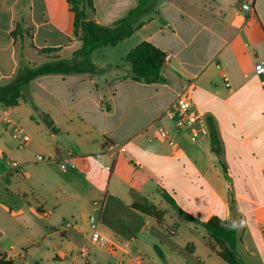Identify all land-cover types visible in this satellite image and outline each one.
I'll return each mask as SVG.
<instances>
[{
    "label": "crops",
    "instance_id": "1",
    "mask_svg": "<svg viewBox=\"0 0 264 264\" xmlns=\"http://www.w3.org/2000/svg\"><path fill=\"white\" fill-rule=\"evenodd\" d=\"M241 2L163 0L129 38L93 52L98 67L112 66L103 75L33 80L31 100L56 132L29 103H0V260L193 264L175 245L190 248L197 264H227L202 226L218 218L235 223L242 263L264 264V74L254 73L264 60V0H250L251 12ZM136 4L95 0L87 14L97 24H113ZM20 19L33 29L22 55L30 65L46 61L41 49H59L50 56L67 59L80 45L67 0H0V86L17 69L11 31ZM143 41L169 56L159 83L124 79V58ZM182 94L192 99L199 120L189 128H176L170 118ZM202 127L206 133L192 141ZM160 128L173 145L156 136ZM211 132L220 155L211 149ZM120 144L126 152L113 158L108 148ZM95 202L102 203L100 246L90 244ZM84 246L86 261L79 254Z\"/></svg>",
    "mask_w": 264,
    "mask_h": 264
},
{
    "label": "trees",
    "instance_id": "2",
    "mask_svg": "<svg viewBox=\"0 0 264 264\" xmlns=\"http://www.w3.org/2000/svg\"><path fill=\"white\" fill-rule=\"evenodd\" d=\"M95 0H67L70 13L73 15V35L79 39V48L73 52L70 58L62 59L59 56L51 57V53H57L59 49H41V55L46 61L40 65H30L23 55V45L26 38H29L31 27H25L23 19L15 23L11 31L14 45L18 50V65L15 74L10 81L0 86V103L4 106L15 107L20 101L29 103L37 112L38 118L52 132L57 129L48 114L37 110L34 106L29 86L33 80L45 75H103L112 66L105 68L98 67L91 59L94 51L115 47L125 39L129 38L135 29L141 24L144 17L149 16L159 0H137L135 7L127 14L113 23L112 27H103L89 19L87 12L94 11ZM128 68L125 70L124 79H130L145 84H156L162 81L161 70L165 63V54L149 42L143 41L131 49L124 58ZM115 68H120L116 66ZM211 149L220 155V144L216 135L211 132ZM164 200L177 210L184 217L193 220L192 217L180 210L175 202L163 193ZM209 239L219 247L218 255L227 264H243L236 252L237 236L236 226L233 221L211 218L202 224ZM173 248L188 262L197 264L190 248ZM160 259L161 251L155 247ZM0 264H12L0 260Z\"/></svg>",
    "mask_w": 264,
    "mask_h": 264
},
{
    "label": "built area",
    "instance_id": "3",
    "mask_svg": "<svg viewBox=\"0 0 264 264\" xmlns=\"http://www.w3.org/2000/svg\"><path fill=\"white\" fill-rule=\"evenodd\" d=\"M241 9L246 12H251L252 11V5L250 0H242L241 2ZM169 59V56H165V60ZM254 73L256 76H261L264 74V60L258 61L254 65ZM261 86H264V81L260 82ZM193 101L190 97L182 94L178 96L175 100V111L170 115L171 121L174 124L176 128H189L194 125H196L199 120L197 119L196 113L193 111ZM206 129L204 127L194 130L191 133L190 139L192 141H195L196 139L199 138L201 134H205ZM158 138L163 139V140H168L170 145H173V141L169 138L168 133L163 129L160 128L157 131ZM24 142L28 141L29 138L28 136L24 135L23 136ZM109 153L113 158H115L118 154H124L126 152V144H120V145H110L109 148ZM37 160L43 161L45 160L42 156H38ZM12 169L20 171L21 166L15 161H8ZM58 164L61 168H63V165L61 161H58ZM107 170H111V166L106 167ZM96 213H93L89 216V227H90V244L95 245V246H100L103 242V238L99 232L98 229V212H100L102 208V203L101 202H95L93 204ZM261 232L264 235V221L261 226ZM79 254L81 257L86 261L89 256V247L84 246L79 250Z\"/></svg>",
    "mask_w": 264,
    "mask_h": 264
},
{
    "label": "rangeland",
    "instance_id": "4",
    "mask_svg": "<svg viewBox=\"0 0 264 264\" xmlns=\"http://www.w3.org/2000/svg\"><path fill=\"white\" fill-rule=\"evenodd\" d=\"M163 0H159L158 1V3H157V5L155 6V8H154V10H153V12L149 15V16H147V17H154L155 16V14H156V12H158L159 11V5H160V3L162 2ZM228 1H232V0H228ZM97 5H98V3H97ZM101 5V4H100ZM101 7H102V5H101ZM103 8V7H102ZM102 12L104 11V9H102L101 10ZM123 11V10H122ZM125 11V10H124ZM89 12V11H88ZM120 13H123V12H120V11H118V12H115V15H121ZM121 17H124V16H121ZM99 25H101V26H103V27H112V25L113 24H105V23H103V24H99Z\"/></svg>",
    "mask_w": 264,
    "mask_h": 264
}]
</instances>
